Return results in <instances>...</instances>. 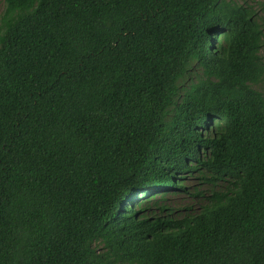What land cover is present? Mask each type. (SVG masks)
Segmentation results:
<instances>
[{
	"label": "trees",
	"instance_id": "obj_1",
	"mask_svg": "<svg viewBox=\"0 0 264 264\" xmlns=\"http://www.w3.org/2000/svg\"><path fill=\"white\" fill-rule=\"evenodd\" d=\"M2 1L0 264H264V0Z\"/></svg>",
	"mask_w": 264,
	"mask_h": 264
},
{
	"label": "rangeland",
	"instance_id": "obj_2",
	"mask_svg": "<svg viewBox=\"0 0 264 264\" xmlns=\"http://www.w3.org/2000/svg\"><path fill=\"white\" fill-rule=\"evenodd\" d=\"M236 1H238L239 3H241L242 1H247L250 5L254 6L259 0H236ZM3 11H4V3L2 0H0V16L3 13ZM262 53H263L262 56H264V49L262 50ZM263 59H264V57H263ZM257 88L264 92V83L261 85H258ZM167 199L168 200H166V202H165L166 205L173 207V208H180V209H182V211H185L184 210L185 206L192 204L191 200L182 199L181 196H177L174 198H167ZM200 203H197V202L195 203V205L193 206L194 209L191 211V213L197 212L199 210L198 204H200Z\"/></svg>",
	"mask_w": 264,
	"mask_h": 264
}]
</instances>
